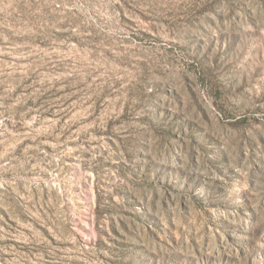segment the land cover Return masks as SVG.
<instances>
[{"label":"rangeland","instance_id":"obj_1","mask_svg":"<svg viewBox=\"0 0 264 264\" xmlns=\"http://www.w3.org/2000/svg\"><path fill=\"white\" fill-rule=\"evenodd\" d=\"M0 264H264V0H0Z\"/></svg>","mask_w":264,"mask_h":264}]
</instances>
